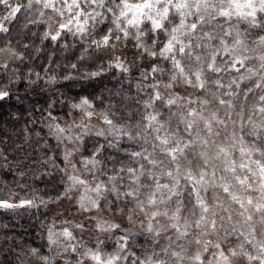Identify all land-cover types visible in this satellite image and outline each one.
Masks as SVG:
<instances>
[{
    "label": "snow or ice",
    "instance_id": "snow-or-ice-1",
    "mask_svg": "<svg viewBox=\"0 0 264 264\" xmlns=\"http://www.w3.org/2000/svg\"><path fill=\"white\" fill-rule=\"evenodd\" d=\"M0 7V101L22 102L21 81L28 92L58 80L101 82L114 69L131 83L139 72L135 94L61 91L10 113L23 119L22 134L0 129V168L12 171L13 183L17 175L47 176L54 191L19 195L9 187L0 209L55 204L66 215L43 226L39 246L4 225L0 264H56L57 257L63 264H264V0H0ZM22 12L23 31L12 36L6 24ZM41 24L42 43L61 44L70 33L73 43L61 47L76 49L79 37V54L62 74L52 55L40 70L25 63L41 51L29 25ZM130 42L131 59L121 51ZM57 102L68 111L55 113Z\"/></svg>",
    "mask_w": 264,
    "mask_h": 264
},
{
    "label": "trees",
    "instance_id": "trees-1",
    "mask_svg": "<svg viewBox=\"0 0 264 264\" xmlns=\"http://www.w3.org/2000/svg\"><path fill=\"white\" fill-rule=\"evenodd\" d=\"M0 14H2V7H0ZM18 15V20H14L6 24V27L10 28L12 36H15L17 32L23 31L25 14L22 12ZM99 27L104 28L106 27V25H100ZM29 28H31L32 31L29 32L28 35L31 37L32 41H34L35 48H39L41 51L39 55H36L35 49H33L34 55L32 57V60L34 61V63H29L28 61H26L25 63L27 64V66L33 67L35 68V70H40L41 66H46L45 62L47 60V57L49 55H52L53 58L61 64L60 68H56V72L62 74L64 67L68 63V60L74 59L75 55L79 54V37L76 38V49L63 50L61 47V44L63 42H67L69 45L73 43V37L70 33L63 35L61 44L51 42L50 40L44 41L42 43V34L43 31L46 30V26L43 24L39 26L29 25ZM121 51L125 52V54L128 55V58L131 59L130 53L134 52L135 49L132 47V43L130 42L127 49H122ZM148 62V60L144 61L145 64H147ZM136 63L139 65L140 61H137ZM91 66V62L86 61V67ZM161 66L164 68H169L170 63L162 62ZM20 68L21 71H27V68L24 65H21ZM133 73L135 78L132 79L131 83H129V81L124 78L125 76H127V74H121L119 70L114 69L112 74L108 75L105 80L101 82L76 81V86H73L75 84L74 81L66 82L58 80L55 88L43 89V86H41V88H37L36 91L29 90L28 92L24 91V84L27 83V81H21L18 94L21 96L22 102H18L15 98V95H13L12 98L8 100L0 101V105H2V107H0V129H3L4 124H7L8 134L11 135L15 133V135H21L23 119H21L20 121H15L13 120L14 118H11L10 113L15 112L17 109H19L21 113H23L30 104L43 105L47 100H49V98L58 97L61 91L65 92L71 97H78L81 94H95L105 87L108 89H119L123 87L125 90L130 89L131 92L135 94L136 80L139 79V72L136 69H133ZM106 94L107 93H105V95ZM140 95L143 96L144 93H140ZM67 111V107H62L61 104L57 102L54 109L55 113L62 115ZM38 114L39 113H37V115ZM117 118H119V114ZM68 119H70V117H68ZM36 128L43 129V126L37 124ZM43 131L46 133L47 129H43ZM33 139H36V137L33 136ZM92 139H94V137L88 138L89 147H91ZM49 141L52 145H55L56 143L55 140L51 138H49ZM124 147H128V144L125 143ZM111 151V149L108 150V152ZM108 152H106L105 155H107ZM10 163L12 162L10 161ZM25 163L28 162L26 161ZM13 179L14 178L12 171H10L8 168H0V195H5L9 187H11L15 191V193L19 195H30L31 191L33 190L38 191L40 194H43L45 192L52 194V192L54 191V189L46 185V181L48 179L47 176H44L43 178L37 177L36 179H32L31 173H28V175L23 179H21L17 175L15 177L16 183H13ZM17 184L19 186H17ZM49 207L52 210H46L43 206H40L39 208L32 207L28 208L27 210L18 209L16 211L0 209V232L4 230V225H8V228L6 229L7 232L15 234V236H18L20 238V240L39 246L42 243L40 239V233L44 231L43 226H51L53 216L60 210V208L55 204H52ZM139 239L140 242L143 243V237H140ZM114 246V239L107 240L105 243V247L108 250H111ZM45 251H47V249H45Z\"/></svg>",
    "mask_w": 264,
    "mask_h": 264
},
{
    "label": "rangeland",
    "instance_id": "rangeland-1",
    "mask_svg": "<svg viewBox=\"0 0 264 264\" xmlns=\"http://www.w3.org/2000/svg\"><path fill=\"white\" fill-rule=\"evenodd\" d=\"M77 115H78V112H77ZM70 119H71V117H70ZM89 138H91V137H89ZM92 138H93V137H92ZM237 155H238V153H237ZM78 158H79V157H77V159H78ZM55 215H66V214L63 213V209L60 208V210H59L57 213H55ZM117 215H118V214H117ZM61 226H62V225H61L59 219H57V221H56V227H57V228H60ZM77 236H78V237L80 236V233H79V232H77ZM83 239L86 240V241H89V240H90L92 245L95 244V240H94L93 237H89V236L85 235V236L83 237ZM212 239H215V236H213ZM195 250H196V246H195V244L191 245L190 248H189V254H194ZM186 264H187V262H186Z\"/></svg>",
    "mask_w": 264,
    "mask_h": 264
},
{
    "label": "clouds",
    "instance_id": "clouds-1",
    "mask_svg": "<svg viewBox=\"0 0 264 264\" xmlns=\"http://www.w3.org/2000/svg\"><path fill=\"white\" fill-rule=\"evenodd\" d=\"M76 84H77V82L75 81V84H74L73 86H76ZM101 238L103 239V237H101ZM94 240H95V238H94ZM106 241H107V240H105V243H106ZM45 252H46V251H45ZM34 264H39V262L36 261V262H34ZM56 264H63V261L61 260L60 257H57V258H56Z\"/></svg>",
    "mask_w": 264,
    "mask_h": 264
}]
</instances>
